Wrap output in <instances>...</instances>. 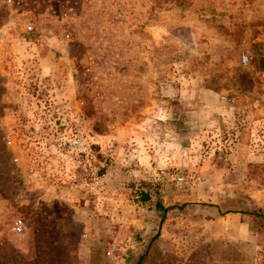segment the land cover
I'll use <instances>...</instances> for the list:
<instances>
[{"label": "rangeland", "instance_id": "374dc122", "mask_svg": "<svg viewBox=\"0 0 264 264\" xmlns=\"http://www.w3.org/2000/svg\"><path fill=\"white\" fill-rule=\"evenodd\" d=\"M143 252L264 264V0H0V264Z\"/></svg>", "mask_w": 264, "mask_h": 264}, {"label": "trees", "instance_id": "16d2710c", "mask_svg": "<svg viewBox=\"0 0 264 264\" xmlns=\"http://www.w3.org/2000/svg\"><path fill=\"white\" fill-rule=\"evenodd\" d=\"M138 193H140V197H141V200H142V201H146L147 199H149V195H148L147 192H142V191L140 190ZM156 204L158 205L157 207H158L159 209H161L163 212L167 209V208H162V207L160 206V204H158V203L155 202V206H156ZM144 257H145V252L138 254V255L135 257L133 264H141L142 261L144 260Z\"/></svg>", "mask_w": 264, "mask_h": 264}, {"label": "built area", "instance_id": "2783aa9c", "mask_svg": "<svg viewBox=\"0 0 264 264\" xmlns=\"http://www.w3.org/2000/svg\"><path fill=\"white\" fill-rule=\"evenodd\" d=\"M240 60L242 63H245L247 61V56L246 54H241L240 56ZM16 159V158H15ZM178 179H181V177H178ZM22 227V220L19 218L16 220V222L14 223V228L17 231H20Z\"/></svg>", "mask_w": 264, "mask_h": 264}]
</instances>
